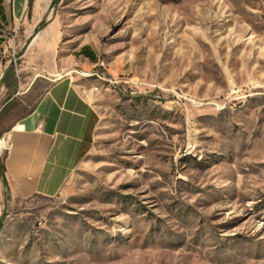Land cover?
<instances>
[{"label":"rangeland","instance_id":"374dc122","mask_svg":"<svg viewBox=\"0 0 264 264\" xmlns=\"http://www.w3.org/2000/svg\"><path fill=\"white\" fill-rule=\"evenodd\" d=\"M45 19V47L0 26V151L51 68L99 122L55 197L2 185L0 264H264V0H56Z\"/></svg>","mask_w":264,"mask_h":264},{"label":"crops","instance_id":"0c3cea01","mask_svg":"<svg viewBox=\"0 0 264 264\" xmlns=\"http://www.w3.org/2000/svg\"><path fill=\"white\" fill-rule=\"evenodd\" d=\"M52 1L0 0V26L27 24L31 35ZM59 34L52 19L30 36V42L45 47L57 42ZM0 36L1 44L4 39ZM72 58L84 67L98 60L95 49L88 44ZM46 74L51 82L37 106L4 133L0 152L11 200L58 195L94 142L99 115L91 101V90H82L70 72L51 78L56 74L51 68ZM2 185L0 176V217L4 208Z\"/></svg>","mask_w":264,"mask_h":264},{"label":"trees","instance_id":"16d2710c","mask_svg":"<svg viewBox=\"0 0 264 264\" xmlns=\"http://www.w3.org/2000/svg\"><path fill=\"white\" fill-rule=\"evenodd\" d=\"M53 2H56V0H53ZM47 24V21L46 19L44 18L43 20H41L38 25L36 26L34 32L37 33L40 29H42L45 25ZM12 70V67H10L8 69L7 72L11 71ZM0 176L2 178V183L5 187V191H4V197L6 199H9L10 198V195H9V189H8V183H7V180H6V177H5V167H4V164L3 163H0ZM3 215H4V212L2 213L1 217H0V228L2 227V221H3Z\"/></svg>","mask_w":264,"mask_h":264}]
</instances>
